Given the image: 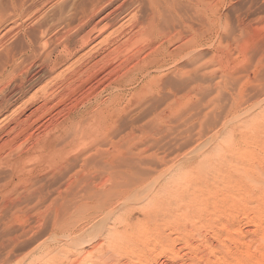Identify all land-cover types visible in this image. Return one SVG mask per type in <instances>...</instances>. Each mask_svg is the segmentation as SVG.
Returning <instances> with one entry per match:
<instances>
[{"label":"bare ground","instance_id":"1","mask_svg":"<svg viewBox=\"0 0 264 264\" xmlns=\"http://www.w3.org/2000/svg\"><path fill=\"white\" fill-rule=\"evenodd\" d=\"M51 2H53L52 9H53V11L54 10L57 11V14H55L54 18L52 17V19L50 20L51 21L50 24H49V22H47L48 25L43 26V24H41L42 23L41 18H43V21H44L45 15L39 14V12H40L43 4L51 3ZM78 2H79V0H71L70 2L68 0H0V117H1V115L4 114V116L0 119V229H2L1 231H3L2 234L7 233L6 231H8L10 227H12L11 224L13 222L18 223L17 227H19L20 230L21 229L25 230L24 229L25 228V220L27 217L28 209H29L28 204H29V201L31 198H33V199L36 198L39 202H41L47 196L52 194V192L57 193V196L62 194V192L60 193V191H59L60 188L58 190V187L54 188V189H49V187L51 185L53 187L52 183H54L55 180H59L61 178H69L70 179L71 177L74 176L73 181H75L74 180L75 173H78V175H77L78 177L76 176V179L80 180L79 182L86 181L87 175L89 176L90 174L86 175L84 172V170L87 169L85 167L87 162L85 163V161L87 158H91L93 161V158L91 157V155H96V154L99 157V162H98V163H100L99 165H101L102 167L107 169L106 173L109 175L108 176L107 174H105V176L106 175L108 176L107 180H109L111 178V184L108 188L105 187V190L100 189L98 192L95 190L96 191L95 193L98 196L99 202L103 203L102 205L100 204L101 205L100 207L102 208V206H104V204H106V207L105 206L103 207V208L107 209V211H105L106 214L108 215V213L110 214V212H111V214L113 213L114 208L112 210H109L110 207H108V204H107L110 200L112 201L111 198H113V197H116V199H120V198H123V200L125 199L123 204H125V202L127 203L129 201L128 203H133L135 205L139 204V206L142 204V206H144L145 204H143L141 202L144 200H147V198L149 196L148 191H147L148 189L144 186L145 184L142 183L143 185L141 186V188H139L140 187L139 186L138 187L139 189L134 187V189H132V191H131V187H130V186H134L136 183L141 181L142 178L145 176L144 175L145 172L143 171V169L140 170L139 167H136L139 164V160L137 157L134 156V154H135L134 150H136V149L138 150V145H140V143H142V141H140V139H139L137 141L129 142L127 140H124L125 135H127V133H129V135H131L130 132L133 133L134 131H136L138 129H140L141 131H145V133H148V135H149V133L153 134V136L162 133L164 127L159 123L158 119L160 118L159 116L161 114L164 116L165 112L167 110H169V111L171 110V103H172L171 99L173 98L172 95L174 96L173 92L184 90L186 96L182 95L181 99L187 97L189 95V93H191V92H194L193 95L199 94L201 96L200 100L202 98H204V95H205V89H206L207 85H205L206 86L205 87L204 82L206 79L205 74L208 72V71L206 72V69L208 67L207 66L208 61H206V58L204 57L205 56V52H204L205 49H203V41H204V35L206 32L205 26L207 25V23H211L212 22L211 20H214V19L209 18L207 16L206 7H205V4H206L205 0H90V1L82 2V3H78ZM77 7H80L79 8L80 13L76 17L77 19H76V22L74 23V21H71V19L73 20L74 16L70 15L69 17H67V15L72 13V11H74ZM108 8H110L109 11H107L102 16H100V18L95 20L97 16H99L104 10H106ZM208 9H210L209 6H208ZM212 9L213 8H211V10ZM244 15H246V14H244ZM215 16H217V15H215ZM262 16H264V15H262ZM242 18L243 17L241 16L240 19H242ZM249 18L250 17H248V19ZM27 19L30 20V23H31L30 26L29 25L27 26V24L24 23V21ZM119 19L122 20V22L120 21L121 22L120 24L117 23V21H119ZM209 19H211V20H209ZM215 19H216V17H215ZM116 23L119 24L117 27H116V25H117ZM241 23H242V21H241ZM242 25L243 24H241V26ZM54 26L55 27L59 26V29L54 30V28H55ZM31 30H37L38 31V33H39L38 40L35 38L34 35H33L34 37H32L33 31L31 32ZM52 30H54V32H52ZM238 32H240V31H238ZM49 34H50V36L48 37ZM35 35H37V33ZM248 38H249L248 36L246 38L244 37L243 45L244 44L246 45V43L248 45ZM252 41H253V39H252ZM249 45H250V43H249ZM205 48H208V46ZM243 48L245 49L244 46H243ZM250 50H252V49H250ZM206 51H207V49H206ZM243 51L244 50L242 49V52ZM178 55H179V59L176 60L175 57H177ZM204 58H205V61L207 63L204 61ZM35 61H38L36 63V66L34 64L36 72L35 73L31 72L33 74L29 75L30 71H29V69L26 68V66H27V64L33 65V62H35ZM67 62H68V65L65 66L63 71H60L61 73H58L59 75H57L56 77L55 76L51 77L53 79H50L51 81L46 83V85L42 89L40 88L41 89L40 92H42L41 104L39 102V106L37 108H35L36 106L34 107L35 110L32 109L33 111L31 110V112H29V113L27 112V114H25V110H26L28 104L25 101L20 102V98L26 96L25 94L28 90V87L31 86L29 88L32 89L33 81L41 79L42 78L41 77L42 72H44L43 74L48 73L49 75H47V76H50L52 74V72H54L59 66L66 65ZM262 66H264V65H262ZM28 71H29V73H28ZM222 74L224 75V73H222ZM234 75H235V73H234ZM230 77H231V75H230ZM207 78H208V76H207ZM211 78H213V77H211ZM226 78H225V80H226ZM256 79H259V78H256ZM208 80H209V78H208ZM217 82L219 83V81H217ZM229 82H230V79H229ZM127 84H133V87L131 90L132 92H130L131 97L128 98L129 101L125 103V101H124L125 93L123 91L124 90L123 87H125ZM209 85H210V83H209ZM213 85H214V83H213ZM229 85H231V84H229ZM254 85H253L254 87L252 89H250L251 91L247 95H245V98H244V95H240L238 93L235 96H231L230 97L231 102H228L230 105L228 104L229 105L228 106L226 104L228 107L227 108L225 107L227 109L226 112L227 113H229V112L233 113L234 111H236V109L240 108V106L249 102L250 100L257 99L259 101H256V100L255 101L258 103L264 102V68L260 69V80L258 81V83L254 82ZM128 86H130V85H128ZM225 86L228 87L227 84ZM232 86H233V84H232ZM211 88H212V85H211ZM250 88H251V86H250ZM129 89H131V88H129ZM107 90H109V93L107 92L108 95L103 94V95L107 96V98L106 97L104 98L102 95V97L104 98L103 99L101 97V92H104ZM208 91H209V89H208ZM242 91L244 94L245 93L244 90H242ZM246 92H248V91H246ZM34 93H35V91H34ZM234 93H236V92H234ZM40 94L38 96H40ZM76 94H78V97H75L73 99L74 102L72 103L71 107L66 108L64 106L63 102L64 101L67 102V100H66L67 98L69 99L71 96H73V95L75 96ZM36 95H37V92H36ZM229 95H231V94H229ZM248 95H249V97H247ZM170 97H172V98H170ZM188 97H187V100H188ZM168 98H170V100L167 102L166 100H168ZM222 98L224 99L223 96H222ZM258 98H260V99H258ZM24 99H25V97H24ZM35 99L38 100V98H35ZM173 99H174V102L178 101V100H175V98H173ZM29 100H31V99H29ZM226 100H228V98ZM161 102L162 103L167 102L166 104L163 105L164 109L160 107L162 104ZM219 102H222V101H219ZM250 102H252V101H250ZM148 103H150V105H148ZM186 103H187V101H186ZM198 103H199V100H198ZM202 103H204V102L202 101ZM195 104H196V102H195ZM222 104H225V103L222 102ZM67 105H68V103H67ZM200 105H201V103H200ZM226 105H224V106H226ZM193 106H194V108H191V109L196 108L195 105H193ZM224 106L222 108H224ZM250 106L251 105L249 104L248 107H250ZM255 106H258V105H255ZM200 107H202V106H199V108ZM219 107H220V105H219ZM199 108L197 110L198 112L201 111V110H199ZM244 108H243V111H244ZM182 109L184 110V108H182ZM189 109H190V107H189ZM43 110H45L46 112L52 113V117L50 116L51 119L49 121L39 123L38 127L43 128L40 130V132L42 130H43V132H41L40 134L37 135V136H39V135L40 136L37 138V141L35 140L36 144L32 145V144H30V142L34 137V134L32 132H30V129L32 128L34 123L37 124L39 122V120H41L40 118L35 119V117H36V115L38 116V113H40L41 111L43 112ZM250 110H248V112ZM197 111H195V112H197ZM188 113H190V111ZM188 113H187V115H188L187 117H191V115L193 114V110L191 112L192 113L191 115H189ZM177 114L175 115V113L170 112V114H168L169 115L168 118L173 117L174 115L177 116ZM206 114H204V115H206ZM145 115L149 116V117H147L146 121H144L145 123L143 121H142V123H144V124L139 123L142 120V117H144ZM198 115H200V114H198ZM204 115L203 116L201 115L202 118L204 117ZM218 115H220V113ZM61 116H64L62 120H59V121L54 120L55 117H61ZM166 116L167 115H165V117ZM185 116H186V114H185ZM32 117H34L33 118L34 120L31 121ZM187 117H185V118H187ZM192 117H193V115H192ZM176 118L178 119L179 117H176ZM218 118L220 120V116ZM238 118H240V117H238ZM161 119H163V118H161ZM174 120L176 121V119H174ZM181 120H182V118H181ZM181 120H179V121H181ZM236 120H237V118H236ZM195 121L192 120V123ZM217 121H218L217 117L207 116V118H204L203 120H201V122H199L200 124L196 123V126H197V124H198V126L200 125L198 128L201 129V125H203L204 130L209 131L210 130L209 127H212V128L216 127ZM231 121H233V119H231ZM161 122L163 124V120ZM182 122H181V124L184 123V122L183 123ZM227 122L228 121H226V124H227ZM175 123L177 124V122H175ZM222 123H224V122L222 121ZM233 123H234V121H233ZM188 124H190V122ZM221 124H220V126H221ZM174 125L172 127H174ZM178 126H179V124H178ZM178 126H176L175 128H177ZM189 126L186 128H182V127L181 128L184 129L185 132L193 131L192 128ZM165 128H166V126H165ZM200 129H199V131H202V132L204 131L203 129L202 130H200ZM167 132L168 131H166V133ZM177 132H178V130L176 131V133ZM204 132H206V131H204ZM165 135H167V134H165ZM187 135H189V134H187ZM134 136H136V133ZM142 136H144V135L142 134ZM197 136H198V134H197ZM200 136H201V134H199V137ZM126 137H128V136H126ZM145 137H143V139ZM160 137H161V135H160ZM168 137H171V136H168ZM175 137H177V136H175ZM175 137H173V138H175ZM115 138H118V139H115ZM157 138L158 137L156 136V139ZM182 138H183V136H182ZM196 138H198V137H196ZM205 138H207V137H205ZM34 139H36V138L34 137ZM121 139H123L124 141H127V142L125 144H121V143H119ZM204 139H202V140H204ZM148 140L151 142L150 138ZM173 140H175V139H173ZM176 140H177V138H176ZM115 141H117V142H115ZM162 141H164V140H162ZM182 141L183 140H181V142ZM198 141L200 143L201 139ZM143 142H144V140H143ZM154 142H156V141H154ZM170 142H172V141H170ZM170 142H169V144H170ZM201 142L203 143V141H201ZM204 142H205L204 144H206V142L209 143V141H207V140H204ZM184 143H187V142H184ZM202 143H200L201 144L200 147H202V145H203ZM160 145H161V143H160ZM171 145H173V144H171ZM196 145H197V143H196ZM107 146H109V148H110L109 151L107 153L105 151L101 155L100 151H102V149H103V151H104V149L106 150ZM157 146H158V144H157ZM184 146H186V145L184 144ZM146 148H148V147H146ZM149 148H151V147H149ZM145 149H144V151H145ZM195 149L193 150V152L195 151ZM154 150H156V149H154ZM141 151L144 153L143 150H141ZM191 151L192 150H190V152ZM139 152L140 151H138V153ZM190 152H186V153L191 154ZM138 153H136V154H138ZM152 153L154 154V151ZM132 154H133V156H132ZM147 154H149V157L151 158V153L148 152ZM185 154H184V156H185ZM144 155H145V153H144ZM144 155H142V156H143V158L146 159L147 156L144 157ZM191 155H193V154H191ZM156 158H158V157L156 156ZM156 158H155V160H156ZM165 158H161V159H163L164 163H165L164 160H166ZM148 159H146V160H148ZM140 161H141V159H140ZM156 161H153V163ZM143 162H145V160L140 162V164L142 163L144 165L145 163H143ZM158 162H159V160H158ZM158 162H156V165L158 164ZM42 163L45 165L44 168L43 167L41 169L40 168H33V166L35 167V165H37V164L39 166V164H42ZM149 163L151 164V162H149ZM78 164L81 166V167H78V168H80L79 169L80 172L78 171V169H77L78 172L76 171V169H74L76 166H79ZM160 164H162V163L159 162V165ZM151 166L152 165H150V167ZM150 167H148V168H150ZM157 167H158V165H157ZM144 168H146V166ZM163 168H165V167L163 166L162 170H163ZM88 169H90V168H88ZM98 169H100V168H98ZM146 170H148V169H146ZM150 170L151 169H149V172H150ZM153 170H154V168H153ZM102 171H101V174H102ZM232 171H234V170L232 169ZM149 172H148V174H149ZM91 175H90V177H91ZM98 175L100 176V174H97V176ZM147 175L145 178H147ZM157 175H158V173H157ZM154 178H152V179H154ZM102 179H103V177H102ZM157 179L155 181H157ZM90 180L88 179L87 181H90ZM160 180H162V179H160ZM150 181H152V180L150 179ZM155 181H154V184H155ZM101 182L98 185H102ZM148 182L146 181V183H148ZM103 184H104V181H103ZM152 184H153V182H152ZM165 184H166V182H165ZM68 185H67V187H68ZM192 185H194V184H192ZM54 186H55V184H54ZM82 186H85V185H82ZM160 186H161V184H160ZM82 189H83V187H82ZM62 190H65V189L62 188ZM74 190L72 189V193L74 194V197H75L76 192L74 193L73 192ZM80 190H81V188H80ZM67 191L71 194V191L69 189ZM87 192H85V193L87 194ZM151 192H154V191H151ZM89 193H92V192H89ZM73 194H72L71 198L73 197ZM173 194H176V193H173ZM185 194H187V193H185ZM193 194H195V193H193ZM89 195H91V194H89ZM92 195H94V194H92ZM77 196L79 197V195H77ZM97 196H96V198H97ZM78 197H76V198H78ZM195 197H197L196 194H195L194 198ZM76 198L75 199L73 198L74 199V201L72 202L73 204L74 203L77 204V201L79 198L77 199V201H75ZM91 198H93V197H91ZM165 198H164V200H165ZM185 198L187 199V196ZM260 198H262V197H260ZM61 199H63V198L61 197ZM236 199H237V197H236ZM179 200H182V199L180 198ZM245 200L246 199H244V201ZM82 201H84V200H82ZM60 202L62 205H65L64 201L60 200ZM116 202H117V200H116ZM120 202L117 204H120ZM171 202H173V201H171ZM183 202H185V201L183 200ZM44 203H43V205H44ZM69 204H68V206H69ZM94 204H95V202H94ZM148 204H149V202H148ZM40 205H42V203ZM55 205H57V203H55ZM55 205H53V206H55ZM85 205H86V203H85ZM111 205H113V204H111ZM146 205H147V203H146ZM201 205L202 204H200L199 206H201ZM68 206L66 205V207H67L66 209H68ZM80 206H82V204ZM128 206H130V205L128 204ZM211 206L212 205H210V207ZM75 207H76V205H75ZM71 208L74 209L73 205ZM85 208H86V206H85ZM89 208H91V207H87V209H89ZM111 208H112V206H111ZM199 208H198V210H199ZM69 209H70V206H69ZM120 209H121V207H120ZM120 209H118V210H120ZM61 210H63V209H61ZM71 210L68 212L74 213ZM94 210H97V209H94ZM114 210H116V209H114ZM162 210H164V209H162ZM79 211H81V209ZM133 211H134V208L131 207V209L129 210V214H128L129 217L133 216L132 215V214H134ZM165 211H167V210H165ZM57 212H59L58 215L60 217V215H61L60 211H57ZM65 212H67V210ZM94 212H96V211H94ZM97 213L98 212H96V216H97ZM159 214H161V213H159ZM66 215H68V214H66ZM116 215H118V218L116 217ZM116 215H115L116 218L111 219V220H114V221L118 220L119 216H121V215H119V213ZM96 216L94 215V218ZM145 216L147 217V215H145ZM162 216H165V215H162ZM100 217H101V215H100ZM156 217H157V215H156ZM105 218H107V217H105ZM134 218L137 221H141V219H142V218L139 219L137 213L134 215ZM158 218H159V216L157 217V220H158ZM163 218H165V217H163ZM62 219L63 218L60 219L61 222H62ZM147 219H145V220H147ZM180 219H181V217H180ZM96 220L99 221L98 219H96ZM111 220H109V221H110V223L112 222V224H113L114 221H111ZM142 220H144V219H142ZM149 220H150V216H149ZM169 220L170 219H168L167 221H169ZM97 221H96V224L95 223L92 224V225H95V226H93V228L98 227ZM104 221H102V222H104ZM127 221H129V220H127ZM163 221H164V219H163ZM92 222H93V220H92ZM94 222H95V220H94ZM123 222L126 223L125 220ZM149 222H151V221H149ZM236 223H237V221H236ZM248 223H250V222H248ZM63 224L60 226H63ZM112 224H110V225L112 226ZM129 224L131 226L130 228H132V224L130 222H129ZM65 225H66V220H65ZM126 225H128V223ZM139 225L137 223L136 226H139ZM142 225L143 224H141L140 228L142 227ZM225 225L223 224L222 228H224ZM134 226L135 225H133V227ZM221 226H222V224H221ZM100 227L103 231L102 226H100ZM106 227H104V228L106 229ZM147 227L149 228V225H147ZM62 229H64V227ZM116 229H117V227H116ZM132 229H134V230L136 229V233L138 231H140L139 228H138V231H137V228H132ZM132 229H130V230H132ZM232 229L233 228H231L230 230H232ZM128 230H129V228H128ZM134 230H132V231H134ZM1 231H0V234H1ZM129 231L126 230V233H128ZM82 232H83V230H82ZM94 232L95 231H93V234H94ZM225 232H227V234H228L227 230ZM11 233H12V231H11ZM11 233L9 232V234H11ZM71 233L73 234V232H71ZM80 233H78V234H80ZM132 234L134 235L133 232H132ZM138 234H140V233L138 232ZM141 234H140V236H141ZM146 234H145V236H146ZM19 235H20V233H19ZM21 235H24V234H21ZM81 235H83V234H81ZM101 235L102 234H100V236ZM167 235H168V233H167ZM26 236H27V234H26ZM50 236L52 237V235H50ZM77 236L79 237V235H77V234L74 237H77ZM100 236H99V238H100ZM104 236H106V235H104ZM135 236H136V234L134 235V237L131 235V237H133V238L137 237V236L136 237ZM140 236H139V238L141 240H143L141 238L142 236L141 237ZM145 236L143 234L144 238H145ZM261 236H264V234ZM10 237H12V236L10 235ZM15 237H16V235H15ZM62 237H59V238H61V240H62ZM109 237H110V235H109ZM225 237H226V235H225ZM246 237H247V235H246ZM13 238H14V236H13ZM59 238H57V239L59 240ZM155 238H156V236H155ZM165 238H167V237L165 236ZM168 238H169V236H168ZM19 239H17V241H19ZM47 239H49L48 241L50 242V237ZM47 239H46V241H47ZM81 239H83V238H81ZM156 239L159 240L158 237ZM156 239H154V240L156 241ZM14 240H15V238H14ZM51 240H52V238H51ZM87 240H88V238H87ZM87 240L85 239L84 242H86ZM108 240H110V239H108ZM161 240H163V239H161ZM11 241H13L11 238L7 239L6 243L3 241L6 244L5 247L7 248V251L4 249L6 251V253L4 255L0 256V264H3L6 261H8V259H10L9 257H10L11 248H13L12 246L14 245V244L10 245V243L12 244ZM74 241L77 242L78 240H76V238H75V240L72 241V244L74 243ZM98 241H100V240H98ZM101 241H102V239H101ZM155 241H151V242H155ZM51 242H53V241H51ZM64 242H65V239H64ZM76 242H75V245H76ZM89 242L87 241L86 243H89ZM96 242H97V240H96ZM102 242H100V243H102ZM242 242H243V240H242ZM59 243H61V242H59ZM78 243H80V241H78ZM81 243H80V246H81ZM100 243H98V244H100ZM143 243H142V246H143ZM155 243L160 245L161 242L157 243V241H156ZM162 243H163V241H162ZM246 243H247V240H246ZM246 243L244 242V244H246ZM69 244H71V241H70V243L68 242V245ZM72 244H71V246H72ZM123 244H124V242H123ZM218 244H219V242H218ZM239 244H240V242H239ZM152 245H154V244L152 243ZM161 245H163V244H161ZM207 245H208V243H207ZM209 245H210V243H209ZM234 245H237V244L235 243ZM240 245L242 246V243ZM247 245L248 244H246V246L244 245L245 247L243 246L244 249L247 247ZM39 246H41V244H39ZM57 246H62V245L59 244ZM65 246H67V245H65ZM121 246H122V243H121ZM135 246H137V245H135ZM129 247H131V245H129ZM207 248H209V246ZM43 249H45V248H43ZM72 249L74 250V248H72ZM72 249H71V251H72ZM78 250H80V249L78 248ZM110 250H112V249H110ZM131 250H132V248H131ZM143 250H144V248H143ZM248 250L249 249L247 248V250H245V251L248 252ZM67 251H68V249H67ZM71 251L69 250V252H71ZM100 251H102V250H100ZM225 251H227V253L229 252L228 250H225ZM74 252H76V251H74ZM86 252H87V250H86ZM88 252L90 253V251H88ZM103 252H105V250L102 251V253ZM132 252H134V251L132 250ZM211 252L213 253V251H211ZM23 253H22V255H23ZM110 253H113V252L110 251ZM110 253H109V255H110ZM124 253L125 252L123 251V254ZM250 253H251V251H250ZM250 253H249V255H250ZM70 254H68V255H70ZM246 254H248V253H246ZM22 255H20V256H22ZM68 255L66 257H68ZM74 255H75V253H74ZM82 255H84V254H82V252H81V256ZM103 255L105 256L106 254H103ZM133 255H134V253H133ZM133 255H132V257L134 258L135 256H133ZM233 255H235V254H233ZM71 256L74 258L73 255H71ZM75 256L78 257V253ZM104 256H102V257H104ZM23 257L24 256H22V258ZM80 257H78L77 259L79 260ZM86 257L87 256L84 255L85 261H86ZM137 257H139V256L137 255L136 258ZM109 258H110V256H109ZM105 259H108V258H105ZM19 260H18V262H19ZM71 260H72L71 262H73V259H71ZM82 260H83V258H82ZM71 262L69 261L70 264H72ZM74 262H77V260ZM86 262L89 264L88 260ZM137 262H139V261H137ZM140 262H141V260H140ZM78 263H79V261H78ZM82 264H83V261H82ZM93 264H95V263H93ZM142 264H144V263H142Z\"/></svg>","mask_w":264,"mask_h":264},{"label":"rangeland","instance_id":"2","mask_svg":"<svg viewBox=\"0 0 264 264\" xmlns=\"http://www.w3.org/2000/svg\"><path fill=\"white\" fill-rule=\"evenodd\" d=\"M68 1L70 2L71 0H68ZM87 1H90V0H79L78 3L87 2ZM205 3H206L205 7H206L207 16L209 18L214 19V20L209 19L214 24L211 22V23H207V25L205 26L206 32L204 35L203 49H205L204 50V52H205L204 57L206 58V61H208V64H207L208 67L206 69V72L208 71L209 73L207 72L205 74L206 79L204 78L205 79L204 86L207 85V87L205 86L206 89H205L204 98H202L200 100L201 96L199 94L193 95L194 92H191L188 95L189 97L187 96L188 100H189L188 101L187 97L181 99L182 95L186 96L184 90L173 92L175 97L173 95H172V97L178 101L174 102V99L172 97H170V98H172L171 99V101H172L171 110L169 111L166 109L167 111L165 112V115H167V116L165 117V115L163 116L161 114L159 116L160 118L158 119L159 123L164 127L162 133L153 136V134L149 133V135H148V133H145V131H141L140 129H138V130L134 131L133 133L130 132L131 135H129V133H127V135H125V137H124L125 138L124 140H127L129 142L137 141L139 139H140V141H142V143H140V145H138V150L137 149L134 150L135 154L138 153V151H140V152L136 155L134 154V156L137 157L139 160V164L136 167H139L140 170L143 169V171L145 172V174H144L145 176L142 178L141 181L136 183L134 186H130V187H131V191H132V189H134V187L139 189V188H141V186L143 184H145L144 186L148 189L147 191H148V195H149L147 200H144L141 202L145 205L142 206V204L140 203L141 205L139 206V204L135 205L133 203H128L129 202L128 200H127L128 201L127 203L125 202V204H123L125 199L124 200H123V198L116 199V197H113V198H111L112 201L110 200L107 204H108V207H110L109 210H112L113 208L116 210L113 209V213L111 214V212H110V214L108 213V215H107L105 212V211H107V209L103 208L104 206L106 207V204H104V206H102V208L100 207L103 203L99 202L98 196L96 195L95 192L96 191L98 192L100 189L105 190V187L108 188L111 184V178L109 180H107L108 176H109L106 173L107 169H105L104 167L99 165L100 164V163H98L99 157L97 156V154L91 155V157L93 158V161L91 158H87L85 161V163L87 162V164L85 166L87 169L84 170L86 175L92 174L91 177H90V175L89 176L87 175V180L91 179L90 181L86 180L83 182H79L80 180L76 179V176L78 175V173H75V178H74L75 181H73L74 176L71 177L70 179L69 178H61L62 180L61 179L55 180V182L52 183L53 187L51 185L49 187V189H54V188L58 187V190L60 188L59 191H60V193L62 192V194L57 196V193L52 192V194L47 196L41 202H39L36 198H34V199L31 198L29 201V204H28L29 209H28V213H27V217H26L27 221L25 220V228H24L25 230H22V229L20 230V228L17 227L18 226L17 222H13L12 223L13 225L11 224L12 227H10L8 231H6L7 233L2 234L3 231H1L2 229H0L1 234H2V235L0 234V256L4 255L7 251V248L5 247V245H6L5 243H6L7 239L11 238L13 241H11L12 244L10 243V245H13V244L15 245V246L13 245L12 246L13 248H11L10 257H9L10 259H8V261H6L3 264H61V263L62 264H70L69 261L71 262L72 261L71 259H73V262L77 260V262H74V263L71 262L72 264H77L78 261H79L78 264H82V261H83V264H88L86 262L87 260H88L89 264H93V263H95V264H125V263L126 264H135V263L136 264H142V263H144V264H227V263L228 264H264V236H261L264 234V104H263L264 102L258 103V102H256V101H259L257 99H255L256 101L250 100L252 102L249 101V102L243 104L242 106H240V108L236 109L237 112L236 111H234L233 113H230V112L227 113L226 112V110H227L226 108L230 105L228 102H231V99H230L231 96H235L238 93L240 95H244V98H245V95H247L251 91L250 89H252L256 85V84L254 85V82L258 83V81L260 80V69L264 68V66H262V65H264V60H263L264 59V16H262V15H264L263 14L264 13V0H205ZM52 4H53V2L46 3V4H43V6L41 7L39 14L45 15L44 21H43V18L40 17L42 19L41 24H43V26H47L48 25L47 22H49V24H50V22H51L50 20L52 19V17L54 18L55 14H57V11H55V10L53 11ZM208 6L210 9H208ZM79 8L80 7H77L74 11H72V13L67 15V17H69L70 15L74 16L73 20L71 19V21H74V23L76 22V19H77L76 17L80 13ZM211 8H213V9L211 10ZM109 9L110 8L104 10L99 16L96 17L95 20L100 18V16H102L107 11H109ZM214 14L217 16H215ZM244 14H246V15H244ZM241 16L243 17L242 19H240ZM215 17H216V19H215ZM248 17H250V18L248 19ZM120 21L122 22V20L119 19V21H117V23L120 24L121 23ZM241 21H242V23H241ZM24 23H26L27 26L31 25L30 20H28V19L25 20ZM119 24H117L116 27ZM241 24H243L242 26L244 28L241 26ZM58 29H59V26L54 28V30H58ZM54 30H52V32H54ZM34 31L36 32L37 30H31V32L33 33V34L31 33L32 37L35 36V38L38 40L39 33H38V31L36 32L38 35L37 36V35H35L36 33ZM238 31H240V32H238ZM49 36H50V34L48 35V37ZM247 36L249 37L248 38V45L250 43L249 46L247 45V43H246V45L245 44L243 45V41H244L243 39H244V37L246 38ZM252 39H253V41H252ZM241 44L245 47V49L243 48V46ZM207 46H208V48H205ZM206 49H207V51H206ZM242 49L246 53L244 51H243L244 52L243 53ZM250 49H252V50H250ZM205 58H204V61H205ZM175 59L178 60L179 55L177 57H175ZM37 62L38 61L33 62V65L27 64L26 68L29 69V71H30V73L28 71L29 75L33 74L31 72H34V73L36 72L35 66H36ZM34 64H35V66H34ZM67 65H68V62L66 65L59 66L54 72H52V74L50 73L52 76L51 75L47 76V75H49L48 73L43 74L44 72H42V76H41L42 78L33 81L32 89L29 88L31 86L28 87V90L25 94L26 96H24L25 99H24V97L20 98V102L25 101L28 104L27 108L25 110V114H27V112L28 113L31 112L32 109L35 110L34 107L36 106L35 108H37L39 106V102L41 104V102H42V97H41L42 92H40L41 89L46 85V83L51 81L50 79H53L51 77H54V76L56 77L57 75H59L58 73H61L60 71H63L65 66H67ZM222 73H224V75ZM234 73H235V75H234ZM230 75H231V77H230ZM207 76H208L209 80H208ZM211 77H213V78H211ZM225 78H226V80H225ZM256 78H259V79H256ZM229 79H230V82H229ZM217 81H219V83ZM209 83H210V85H209ZM213 83H214V85H213ZM226 84L229 88L225 86ZM229 84H231V85H229ZM232 84H233V86H232ZM128 85H130V86H128ZM211 85H212V88H211ZM250 86H251V88H250ZM132 87H133V84H127L125 87H123V89H124L123 91L125 93V99H124L125 103L128 102L129 101L128 98L131 97L130 92H132L131 91ZM129 88H131V89H129ZM208 89H209V91H208ZM242 90H244V92L246 94L245 93L243 94ZM34 91H35V93H34ZM246 91H248V92H246ZM36 92H37V95H36ZM107 92L109 93V90L101 92V97L103 94L108 95ZM234 92H236V93H234ZM39 94H40V96H38ZM78 94H76L75 96L74 95L71 96L72 98L70 97L69 98L70 100L67 98L66 99L67 102H65V101L63 102L64 106L66 108H70L72 103L74 102L73 99L75 97H78ZM229 94H231V95H229ZM105 95H103V97L107 98V96H105ZM222 96L224 97V99L222 98ZM247 97H249V95ZM35 98H38V100ZM170 98H168V100H166V101L168 102L170 100ZM227 98H228V100H226ZM29 99H31V100H29ZM258 99H260V98H258ZM198 100H199V103H198ZM186 101H187V103H186ZM202 101L204 103H202ZM219 101H222L225 104H222V102H219ZM167 102L162 103V104L160 103L161 104L160 107L163 108V105L166 104ZM195 102H196V104H195ZM67 103H68V105H67ZM200 103H201V105H200ZM226 104L227 105L229 104V105L227 106ZM249 104L251 105L250 107H248ZM148 105H150V103H148ZM193 105L196 106L195 109H191V108H194ZM219 105L221 108L219 107ZM224 105H226V106H224ZM255 105H258V106H255ZM199 106H202L203 108L202 107L199 108ZM223 106H224V108H222ZM189 107H190V109H189ZM182 108H184V110ZM198 108H199V110H201L200 112L197 111ZM243 108H244V111H243ZM45 110H43L44 113L41 111L40 113H38V116L37 115H36V117L34 116L35 119L40 118L41 120H39V122L37 124L34 123L33 124L34 127L32 126V128L30 129V132H32L34 134V137L36 138V139H34V137H33V139L31 140L32 143L30 142V144H32V145L36 144L37 138L40 136V135L39 136H37V135L40 134L41 132H43V130L40 132V130L43 128L38 127L39 123L49 121L51 119L50 116L52 117V113L46 112ZM192 110H193V114L191 113ZM248 110H250V111L248 112ZM189 111H190V113H188ZM195 111H197V112H195ZM170 112L175 113V115L178 112L179 113L177 114V116L174 115L173 116L174 118L173 117L168 118V116H169L168 114H170ZM187 113L189 115L192 114L193 117H192V115H191L192 118L187 117L188 116ZM219 113H220V115H218ZM185 114H186V116H185ZM198 114H200V115H198ZM204 114H206V115H204ZM201 115L202 116L204 115V117L202 118ZM3 116H4V114L1 115L0 119ZM207 116H209V117L215 116L218 119V121L216 122V127L215 128L209 127L210 128L209 131L204 130L203 125H201V129L198 128L200 125L198 126V124H197V126H196V123L201 122V120H203L204 118H207ZM219 116H220V120L218 118ZM34 117H32L31 121L34 120L33 119ZM63 117L64 116L55 117L54 120L59 121V120H62ZM147 117H149V116L145 115L144 117H142V120L139 123L144 124L145 123L144 121H146ZM176 117H179V118L177 119ZM185 117H187V118H185ZM238 117H240V118H238ZM161 118H163V119H161ZM181 118H182V120H181ZM236 118H237V120H236ZM174 119H176V121ZM231 119H233L234 123H233V121H231ZM162 120H163V124L161 122ZM179 120H181V121H179ZM192 120L193 121L196 120V121L192 123ZM142 121L144 123H142ZM222 121L224 123H222ZM226 121H228L227 124H226ZM175 122H177V124ZM181 122L183 124H181ZM189 122H190V124H188ZM178 124H179V126H178ZM220 124H221V126H220ZM173 125H174V127H172ZM165 126H166V128H165ZM176 126H178V127L175 128ZM188 126L192 128L193 131H190V132L192 134L194 133L193 135L190 132H185L184 129H182V128H186ZM171 129L172 130L174 129V130L172 131ZM176 129L178 130L177 133H176V131H177ZM199 129L200 130L203 129L206 132L199 131ZM166 131H168V132L166 133ZM135 133H136V136H134ZM142 134L144 136H142ZM165 134H167V135H165ZM187 134H189V135H187ZM197 134H198V136H197ZM199 134H201L200 137H199ZM160 135H161V137H160ZM174 135L177 137H175ZM126 136H128V137H126ZM156 136L158 137L157 139H156ZM168 136H171V137H168ZM182 136H183V138H182ZM143 137H145V138L143 139ZM173 137H175V138H173ZM196 137H198V138H196ZM203 137L204 138L207 137V138L204 139ZM149 138H150L151 142L148 140ZM172 138L175 140H173ZM176 138H177V140H176ZM115 139H118V138H115ZM200 139H201V141H203V143L200 141V143H202L204 145V146L202 145V147H200L201 144L198 141ZM202 139L209 141V143L206 142V144H204L205 142ZM124 140L121 139L119 143L125 144L127 141H124ZM143 140H144V142H143ZM162 140H164L165 142ZM181 140H183V141L181 142ZM154 141H156V142H154ZM170 141H172V142H170ZM115 142H117V141H115ZM169 142H170V144H169ZM184 142H187V143H184ZM160 143H161V145H160ZM183 143L186 146H184ZM196 143H197V145H196ZM157 144H158V146H157ZM171 144H173V145H171ZM146 147H148V148H146ZM149 147H151V148H149ZM193 148L194 149L196 148L194 152H193V150H194ZM109 149H110L109 146H107L106 150L104 149V151L102 149V151H100L101 155L105 151L107 153L109 151ZM144 149H145V151H144ZM154 149H156V150H154ZM141 150L144 151L145 155ZM190 150H192V151L190 152ZM153 151H154V154L152 153ZM148 152L151 153V158L149 157V154H147ZM186 152H190L193 155L186 153ZM141 154L144 155V157L147 156L146 159H148V158L149 159L146 160L145 158H143V156ZM184 154H185V156H184ZM188 155L189 156L191 155V156L189 157ZM132 156H133V154H132ZM156 156L158 158H156ZM155 158H156V160L158 159L159 162L162 164L159 165L158 160L156 161ZM161 158L166 159V160H164L165 163L163 162V159H161ZM140 159H141V161H140ZM143 159L145 160V162H143V163H145L144 165L146 166V168H144L145 166L142 163H141L142 165L140 164V162L144 161ZM148 161L151 162V164ZM153 161L158 162V164H157L158 167L156 165V162L153 163ZM42 164H39L40 167L37 164V165H35V167L33 166V168H40V169L42 167L44 168L45 165L44 164L42 165ZM150 165H152V166L150 167ZM163 166L165 168H163V170H162ZM78 167H81V166L80 165L76 166L74 169H76V171L78 169V171H79L80 168H78ZM148 167H150V168H148ZM88 168H90V169H88ZM96 168L97 169L100 168V169L97 170ZM153 168H154V170H153ZM146 169H148V170H146ZM149 169H151L150 172H149ZM232 169L234 171H232ZM101 171H102V174H101ZM148 172H149V174H148ZM157 173H158V175H157ZM97 174H100V176L99 175L97 176ZM105 174H107L108 176L106 175L107 176L106 177ZM146 175H147L148 179L145 178ZM102 177H103V179H102ZM149 178L152 181H150ZM152 178H154V179H152ZM156 179H157V181H155ZM160 179H162V180H160ZM103 181H104V184H103ZM146 181L147 182L149 181L150 183L149 182L146 183ZM154 181H155V184H154ZM100 182L102 185H98V184H100ZM152 182H153V184H152ZM165 182H166V184H165ZM54 184H55V186H54ZM66 184L68 185V187ZM160 184L162 187L160 186ZM192 184H194V185H192ZM82 185H85V186H82ZM82 187H83V189H82ZM87 187L89 189L90 188L91 189L89 190ZM62 188L65 190H62ZM71 188L73 190L75 189L73 191L74 193L76 192L75 197H74V194L72 193ZM80 188H81V190H80ZM66 189L67 190L69 189L71 191V194ZM151 191H154V192H151ZM85 192H87L88 195ZM89 192H92V193H89ZM173 193H176V194H173ZM185 193H187V194H185ZM193 193H195L197 197L194 198L195 194H193ZM72 194H73V197L71 198ZM89 194H91V195H89ZM92 194H94L95 196ZM77 195H79V197ZM96 196H97V198H96ZM186 196H187V199L185 198ZM61 197L63 199H61ZM76 197H78L79 199ZM91 197H93V198H91ZM236 197H237V199H236ZM260 197H262V198H260ZM73 198L74 199L76 198L75 201H77V199H78L77 204L72 203L74 201ZM164 198H165V200H164ZM178 198L179 199L181 198L182 200H179ZM243 198L246 200L244 201ZM60 200L64 201L65 205H62ZM82 200H84V201H82ZM116 200H117V202H116ZM183 200L185 202H183ZM147 201L149 202V204ZM171 201H173V202H171ZM94 202H95V204H94ZM119 202L121 205L117 204ZM41 203H42V205H40ZM43 203H44V205H43ZM55 203H57L58 206L55 205ZM67 203L68 204L70 203L69 204L70 209H69V206ZM85 203H86V205H85ZM110 203L113 205H111ZM146 203H147V205H146ZM81 204H82V206H80ZM128 204L130 206H128ZM200 204H202V205L199 206ZM209 204L212 206L210 207ZM53 205H55V206H53ZM66 205L68 206V209H66L67 208ZM72 205H73L74 209L71 208ZM75 205L77 208L75 207ZM85 206H86V208H85ZM111 206H112V208H111ZM87 207H91V208L87 209ZM120 207L122 210L120 209ZM131 207L134 208V211H133L134 214H132L133 215L132 217H129L128 214H129V210L131 209ZM197 207L198 208L200 207L199 210ZM93 208L97 209V210H94ZM117 208L120 210H118ZM61 209H63L64 211ZM80 209H81V211H79ZM162 209H164V210H162ZM66 210H67V212H65ZM70 210L74 213L70 212L71 213L70 214L68 212ZM165 210H167V211H165ZM57 211H60V213H61L60 217L58 215L59 212H57ZM94 211L98 212L97 216H96V212H94ZM117 212L119 213V215H121V216H119V219L115 220V221L111 220V219H114L116 217L118 218V215H116V214H118ZM135 212L138 214L139 219L142 218L144 220L141 219V221H137L134 218V215L136 214ZM159 213H161L162 215H165V216H162ZM66 214H68V215H66ZM94 215L96 216L95 218L98 219L99 221H97L94 218ZM100 215H101V217H100ZM115 215H116V217H115ZM143 215L144 216L147 215V217L146 216L144 217ZM156 215H157V217L159 216L158 220H157ZM149 216H150V220H149ZM105 217H107V218H105ZM163 217H165L166 219ZM180 217H181V219H180ZM61 218H63L62 222L64 224L61 222V220H60ZM145 219H147V220H145ZM163 219H164V221H163ZM168 219H170V220L167 221ZM65 220H66V225H65ZM92 220H93V222H92ZM94 220H95V222H94ZM109 220L114 221L113 222L114 225L112 224V222L110 223ZM124 220L126 221V223L123 222ZM127 220H129V221H127ZM96 221H97L98 227L97 228L94 227L95 228L94 229L93 226H95V225H92V224H94V223L96 224ZM102 221H104V222H102ZM149 221H151V222H149ZM236 221H237V223H236ZM60 222L63 224V226H60V225H62ZM129 222L132 224V228H137V231H138V228L140 229L141 232L140 231H138V232L140 234L142 233L141 234L142 237L140 236V234H138V232L136 233V229L134 230V229L130 228L131 226H130ZM248 222H250V223H248ZM127 223H128V225H126ZM137 223H138V225L139 224L140 225L136 226ZM110 224H112V226ZM141 224H143V225L140 228ZM221 224H222V226H221ZM223 224L224 225L226 224L224 226V228H222ZM133 225H135L136 227L135 226L133 227ZM147 225H149V228L147 227ZM100 226H102L103 231H102ZM63 227H64V229H62ZM104 227H106V229ZM116 227H117V229H116ZM128 228H129V230L132 229L135 232L132 230L129 231ZM231 228H233V229L230 230ZM82 230H83V232H82ZM126 230L129 232L126 233ZM226 230L228 231V234H227V232H225ZM11 231L13 234L11 233ZM93 231H95L94 234H93ZM131 231L134 233V235L136 234V236H137V237L135 236L136 238H133L134 235L132 234ZM9 232L11 234H9ZM71 232H73V234ZM19 233H20V235H19ZM78 233H80V234H78ZM167 233H168V235H167ZM21 234H24V235H21ZM26 234H27V236H26ZM76 234L79 235V237L77 236L78 238L74 237ZM81 234H83V235H81ZM100 234H102V235L100 236ZM108 234L110 235V237ZM130 234L133 237H131ZM143 234H144V236L146 234L145 238L143 237ZM10 235L12 237H10ZM15 235H16V237H15ZM50 235H52V237ZM98 235L100 236V238ZM104 235H106V236H104ZM225 235H226V237H225ZM246 235H247V237H246ZM13 236H14L15 240H14ZM139 236L143 240H141L139 238ZM155 236H156V238L158 237L160 241L158 239H156ZM165 236L167 238H165ZM168 236H169V238H168ZM49 237H50V242L48 241L49 239H47ZM59 237H62V240ZM80 237L83 239H81ZM51 238H52V240H51ZM57 238H59V240ZM75 238H76V240L80 241V243L82 242L81 246H80V243H78V241L77 242L74 241V243H73L74 245L76 242L75 246L72 244V241L75 240ZM84 238L86 240L88 238L87 241L88 242L90 241L89 242L90 244L86 243L87 241L84 242V240H85ZM17 239H19V241H17ZM46 239H47V241H46ZM64 239H65V242H64ZM101 239L103 242L101 241ZM108 239H110V240H108ZM154 239H156L157 243L161 242L160 245L163 244V245H161L163 248L159 244H156L155 243L156 241ZM161 239H163V240H161ZM96 240H97V242H96ZM98 240H100V241H98ZM242 240H243V242H242ZM246 240H247V243H246ZM51 241H53V242H51ZM70 241H71V244L73 247L71 246V244L68 245V242L70 243ZM122 241L124 242V244ZM151 241H155V242H151ZM162 241H163V243H162ZM59 242H61V243H59ZM100 242H102V243H100ZM218 242H219V244H218ZM239 242H240V244L242 243V246L239 244ZM244 242L246 244H248L245 249H244V247L246 246V244H244ZM98 243H100V244H98ZM121 243H122V246H121ZM142 243H143V246H142ZM152 243L154 245H152ZM207 243H208V245H207ZM209 243H210V245H209ZM235 243L237 245H234ZM39 244H41V246H39ZM59 244H61L62 246H57ZM93 244L95 246L96 245L97 246L95 247ZM65 245H67V246H65ZM129 245H131V247H129ZM135 245H137L138 247ZM208 246H209V248H207ZM80 247L81 248L83 247L82 248L83 250ZM43 248H45V249H43ZM72 248H74V250ZM78 248L81 251L78 250ZM131 248L134 252H132ZM143 248H144V250H143ZM247 248L249 249L248 252L245 251V250H247ZM67 249H68V251H67ZM71 249H72V251H71ZM99 249L102 251L105 250L106 253L105 252L102 253V251H100ZM110 249H112V250H110ZM69 250L73 254L71 252H69ZM86 250H87V252H86ZM225 250H228L229 252L227 253V251H225ZM74 251H76V252H74ZM88 251H90V253ZM110 251H112L113 253H110ZM123 251L125 252L124 254H123ZM211 251H213V253ZM250 251H251V253H250ZM81 252H82V254L87 256L86 261L84 259V255L81 256ZM108 252L110 253V255ZM245 252L248 254H246ZM22 253H23V255H22ZM74 253H75V255L78 253V257L81 256L80 257L81 259L79 258V260H78L77 259L78 257H76L74 255ZM133 253H134V255H133ZM249 253H250V255H249ZM68 254H70V255H68ZM103 254H106L107 256L106 255L104 256ZM233 254H235V255H233ZM20 255H22L24 257L22 258V256H20ZM67 255H68V257H66ZM71 255H73L74 258ZM132 255L135 257L133 258ZM137 255L139 257L136 258ZM102 256H104L105 258H108V259H105ZM109 256H110V258H109ZM129 257L130 258L132 257V258L130 259ZM82 258H83V260H82ZM18 260H19V262H18ZM140 260H141V262H140ZM137 261H139V262H137Z\"/></svg>","mask_w":264,"mask_h":264}]
</instances>
